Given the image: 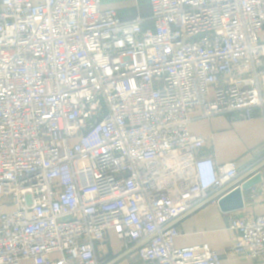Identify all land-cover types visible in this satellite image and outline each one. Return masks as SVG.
Segmentation results:
<instances>
[{
    "label": "built area",
    "instance_id": "obj_1",
    "mask_svg": "<svg viewBox=\"0 0 264 264\" xmlns=\"http://www.w3.org/2000/svg\"><path fill=\"white\" fill-rule=\"evenodd\" d=\"M150 4L153 27L102 0H0V264H100L109 230L146 264H223L177 246L180 222L259 172L264 195V156L203 186L189 128L198 106L264 117V0ZM230 227L264 264V212Z\"/></svg>",
    "mask_w": 264,
    "mask_h": 264
},
{
    "label": "crops",
    "instance_id": "obj_2",
    "mask_svg": "<svg viewBox=\"0 0 264 264\" xmlns=\"http://www.w3.org/2000/svg\"><path fill=\"white\" fill-rule=\"evenodd\" d=\"M103 9H116L122 20L144 17V27H153L150 0H102ZM213 93V88L211 87ZM201 107H196L190 123V132L206 138L201 154L211 156L218 164L236 161L240 169H245L264 156V117L257 115L247 119L241 114H222L202 117ZM264 172V168H263ZM244 207L235 211H224L218 203H209L191 212L180 222V235L176 245H209L222 256L223 264H261L247 256L231 251L237 230L231 222L236 217L255 216L264 212V195L261 189L249 190L243 195ZM9 210L10 207H3ZM3 210V211H4ZM97 254L100 264H146L140 257L138 245L125 249L115 231L109 230L107 240L98 244ZM58 253H53L55 259ZM22 264H36L32 259Z\"/></svg>",
    "mask_w": 264,
    "mask_h": 264
},
{
    "label": "water",
    "instance_id": "obj_3",
    "mask_svg": "<svg viewBox=\"0 0 264 264\" xmlns=\"http://www.w3.org/2000/svg\"><path fill=\"white\" fill-rule=\"evenodd\" d=\"M261 179L262 173L259 172L251 178L241 182L219 200L220 207L224 211H235L239 209L242 210L245 205V199L243 195L245 192L251 190L253 186L259 184Z\"/></svg>",
    "mask_w": 264,
    "mask_h": 264
},
{
    "label": "clouds",
    "instance_id": "obj_4",
    "mask_svg": "<svg viewBox=\"0 0 264 264\" xmlns=\"http://www.w3.org/2000/svg\"><path fill=\"white\" fill-rule=\"evenodd\" d=\"M197 173L201 184L207 186L218 175V163L213 158H208L197 166Z\"/></svg>",
    "mask_w": 264,
    "mask_h": 264
},
{
    "label": "rangeland",
    "instance_id": "obj_5",
    "mask_svg": "<svg viewBox=\"0 0 264 264\" xmlns=\"http://www.w3.org/2000/svg\"><path fill=\"white\" fill-rule=\"evenodd\" d=\"M3 207H5V206H4L3 204L0 203V212L4 210Z\"/></svg>",
    "mask_w": 264,
    "mask_h": 264
}]
</instances>
